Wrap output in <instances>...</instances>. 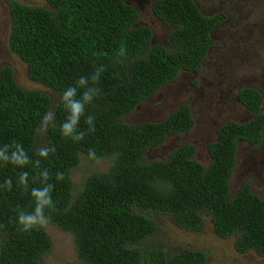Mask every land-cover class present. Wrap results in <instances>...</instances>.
Masks as SVG:
<instances>
[{"label":"trees","instance_id":"1","mask_svg":"<svg viewBox=\"0 0 264 264\" xmlns=\"http://www.w3.org/2000/svg\"><path fill=\"white\" fill-rule=\"evenodd\" d=\"M40 6L10 1L9 50L26 65L28 80L42 89L17 84L9 66L0 67V146L22 143L33 160L36 151L54 146L41 167L53 174L52 198L57 210L50 223L68 234L74 259L68 264H205L206 251L181 246L176 251L158 243L155 217L165 216L184 230L205 228L211 216L214 234L234 237L238 253L255 252L264 258V198L244 183L232 196L229 181L239 142L257 147L264 130L262 97L255 89L237 92L252 113L248 122H226L216 140L207 145L210 163L193 160L192 144L174 148L165 160L145 161L149 149L168 136L193 127L190 107L180 104L160 122L127 123L125 118L180 72H197L214 41L212 30L225 16L208 15L193 0H160L154 15L171 28L166 43L152 42L150 27L139 23L138 12L123 0H30ZM123 43L129 60L113 63ZM106 64L101 95L86 109L95 117L96 131L73 143L60 134L67 112L60 104L64 89L81 76H91L94 65ZM82 91V90H81ZM55 112L56 128L38 135L42 116ZM79 127L87 132L82 118ZM95 149L98 159H88ZM95 163L112 158L104 171L74 182L72 172L81 159ZM29 173L31 188L38 170L0 165V264H43L51 252L46 229L23 232L16 224L17 207L31 211L29 193L17 185L20 172ZM64 179L55 181V173ZM11 178L12 190L2 185Z\"/></svg>","mask_w":264,"mask_h":264},{"label":"rangeland","instance_id":"2","mask_svg":"<svg viewBox=\"0 0 264 264\" xmlns=\"http://www.w3.org/2000/svg\"><path fill=\"white\" fill-rule=\"evenodd\" d=\"M10 1L27 6H40L43 2L0 0V67L9 66L14 72L17 84L21 87L42 89L40 85L28 80L26 65L9 50L8 3ZM125 1L131 3L138 12L140 24L151 28L154 35L152 42L163 44L161 43L164 40L163 35L167 37L172 29L168 27L170 31L166 32L165 25L153 16L151 6L155 0ZM202 1L197 2L201 6H206L204 12L212 11V3L204 4ZM250 1V3L249 0L246 3L242 2L237 9L239 13L230 15V18L235 16L236 19H231L225 27L215 31L216 44L207 54L203 67L197 73L180 72L173 82L143 101L125 118L127 123L160 122L180 104L190 107L193 127L180 135L168 136L161 146L149 149L144 157L146 162L165 160L174 148L183 144H192L196 149L193 160L207 168L211 161L207 145L215 141L214 131L224 122L243 123L252 116L250 111L236 101V89L240 84L244 86L250 84L260 88L262 112H264V84L260 83V80H264V0ZM253 4L256 6L253 7ZM243 7L247 13L243 11ZM218 9L220 8L215 10ZM235 23L236 26L233 25ZM255 26L254 33L247 34V31ZM260 29L263 33L259 32ZM221 79L222 82L219 81L221 85L217 86L218 80ZM247 145L239 142L236 167L229 181L230 193L233 196L242 184L250 181L251 191L264 198V164L261 165L258 160H253L254 153L260 154L262 151L264 154V146H261L263 147L261 151H253L252 154L247 151ZM112 160V158L101 159L90 163L82 158L78 168L72 172L73 181L79 183L85 175L106 170ZM155 222L157 225L155 240L171 251H176L181 246L206 251L205 264H264V258L258 257L253 251L246 254L238 253L234 247V237L228 239L217 237L213 232L209 214H204L205 228L200 232L181 229L165 216L155 217ZM45 229L50 236L52 249L43 264H68L74 259L75 251L71 237L51 223Z\"/></svg>","mask_w":264,"mask_h":264},{"label":"clouds","instance_id":"3","mask_svg":"<svg viewBox=\"0 0 264 264\" xmlns=\"http://www.w3.org/2000/svg\"><path fill=\"white\" fill-rule=\"evenodd\" d=\"M129 58L126 46L121 43L115 51L112 62L123 64ZM107 68L108 66L102 63L94 65L91 76H81L76 80L74 86L63 90L60 104L67 112L65 120L59 126L63 138L70 139L73 143H79L84 140L86 134L96 131L95 117L91 114L86 115V109L101 95V88L98 85L101 74L107 71ZM82 118L87 126V132L79 127ZM56 126L55 112L48 111L42 116L36 132L38 135H45L50 128H56ZM55 150V147L51 145L41 147L35 153L37 159L33 160L22 143L14 141L11 144L0 146V165H12L16 168L31 166L34 170H38L34 180L40 184V187L31 188L30 193L29 173L25 171L18 174V187L23 192L29 193L33 201L31 211L19 207L14 210L16 212V224L20 231L30 232L45 228L50 223V213L57 210L56 202L52 198L55 185L50 182L53 180V174L47 168L41 167V160H47ZM88 159H98L95 149L88 150ZM54 178L57 182L62 181L64 174L57 172ZM2 187L6 191H11V178L6 179Z\"/></svg>","mask_w":264,"mask_h":264},{"label":"flooded vegetation","instance_id":"4","mask_svg":"<svg viewBox=\"0 0 264 264\" xmlns=\"http://www.w3.org/2000/svg\"><path fill=\"white\" fill-rule=\"evenodd\" d=\"M126 4H128V5H131V3H128V2H126L125 0H123ZM158 1H160V0H155L154 2H153V4H152V6H151V11H152V14H153V16L159 21V22H161L162 23V21L160 20V19H158L155 15H154V12H153V6H154V4L156 3V2H158ZM195 3H196V5H197V7L201 10V12H203L204 14H208V15H214V14H216V13H219V12H222L223 14H224V16H225V19H223V21L219 24V25H217L213 30H212V38H213V41H214V45H213V47L212 48H214V46H215V44H216V40H215V36H214V33H215V31H217L218 29H221V28H223V27H225V24H228L229 22H230V20L231 19H236V17L235 16H232V18H230V15L232 14V13H239V12H237V9L240 7V5H241V3L243 2V3H246V2H248V0H203L202 2L205 4V3H212V6H211V10L212 11H210L209 13H205L204 12V8H206V6H201V4L200 3H198L197 1L198 0H193ZM145 2H147V0H145ZM251 1L249 0V3H250ZM257 2H258V0H257ZM234 3H236V5L234 4ZM9 4V3H8ZM147 3H145V5H146ZM244 5V4H243ZM256 5H257V3H256ZM255 4H253L252 6L253 7H255L256 6ZM9 7V6H8ZM220 8V9H218V10H215V9H217V8ZM223 7H225V8H223ZM242 7V6H241ZM245 8L243 7V11L244 12H246L247 13V11L246 10H244ZM239 16V18L240 19H243V18H241V15H238ZM234 26H236V23L235 24H233ZM165 28H166V32L167 31H170V29L167 27V26H165ZM255 28H256V26L255 27H253L250 31H247V34H252V33H254V30H255ZM259 32L260 33H263L262 32V30L260 29L259 30ZM166 34V33H165ZM165 35H163V38H164V40L161 42V43H163V44H165L166 43V36L164 37ZM153 39H154V35H153V37H152V41H153ZM210 51L211 50H209V52H208V54L210 53ZM207 56V55H206ZM205 59H206V57H205ZM205 59H204V61H205ZM203 67V63H202V66H201V68ZM191 73H195V72H191ZM197 73V72H196ZM205 81H207V80H205ZM222 82V79L221 80H218V84H217V86H220L221 85V83L220 82ZM263 83L264 84V80L262 79V80H260V83ZM213 85V83L211 84V86ZM194 88H196V87H194ZM244 88H250V89H255V90H257L259 93H260V88H255V86L253 87V86H251L250 84H247L246 86H244L243 84H240V87L238 88V89H236V94H237V92L240 90V89H244ZM260 95H261V93H260ZM262 97V96H261ZM235 98H236V101L241 105V106H243L240 102H239V100H238V97H237V95H235ZM244 107V106H243ZM259 111H261L262 112V106H261V108H260V110ZM252 117V116H251ZM251 117H250V119H251ZM249 119V120H250ZM248 120V121H249ZM248 121H246V122H248ZM229 122V121H228ZM224 123H226V122H224ZM243 123H245V122H243ZM263 132H264V130L262 131V136H261V141H260V144L257 146V147H251L249 144L247 145L248 146V149H247V151H249V153L251 152L252 154H253V151H258V150H262L263 149V147L261 148V146H264V134H263ZM214 134H216L217 135V129L214 131ZM216 140V139H215ZM243 142V141H242ZM239 145V144H238ZM257 148H259V149H257ZM237 153H238V148H237V151H236V155H237ZM247 153V152H246ZM253 156H255L254 158H253V160H258V162L262 165V164H264V154L262 153V151L260 152V154H258V153H254L253 154ZM235 167H236V164H235ZM235 167H234V169H235ZM234 169H233V172H234ZM233 174V173H232ZM264 182V181H263ZM249 183V186H250V189H251V182L249 181L248 182ZM243 185V184H242ZM241 185V186H242ZM240 188V187H239ZM254 193V192H253Z\"/></svg>","mask_w":264,"mask_h":264}]
</instances>
